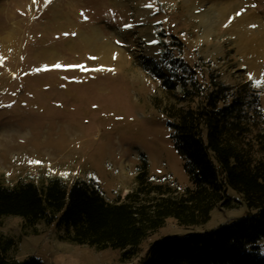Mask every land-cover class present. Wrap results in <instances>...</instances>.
Returning a JSON list of instances; mask_svg holds the SVG:
<instances>
[{"label": "rangeland", "instance_id": "obj_1", "mask_svg": "<svg viewBox=\"0 0 264 264\" xmlns=\"http://www.w3.org/2000/svg\"><path fill=\"white\" fill-rule=\"evenodd\" d=\"M191 1L0 0V183L94 181L114 201L136 186L144 166L155 180L190 186L166 109L194 107L201 92L222 87L232 95L258 91L264 107V83L256 84L264 79V0H234L228 8V0L196 8ZM203 10L217 16L207 35ZM98 32L97 44L85 40ZM229 194L235 208H215L198 226L169 218L130 258L122 249L63 240L54 224L28 227L18 216L4 217L0 233L15 239L10 255L19 259L139 264L155 239L241 217L246 205L234 189ZM259 246L264 255V237Z\"/></svg>", "mask_w": 264, "mask_h": 264}, {"label": "trees", "instance_id": "obj_2", "mask_svg": "<svg viewBox=\"0 0 264 264\" xmlns=\"http://www.w3.org/2000/svg\"><path fill=\"white\" fill-rule=\"evenodd\" d=\"M200 94L194 107L174 105L165 111L190 186L155 180L144 166L136 186L114 201L94 181L68 184L52 177L43 183H0V225L7 216L21 217L28 227L54 224L63 240L122 249L124 258H130L169 218L180 226H198L211 219L215 208H235L239 201L229 194L232 188L246 205L241 217L216 228L155 239L139 264H264L259 246L264 237L261 96L258 91L232 95L224 87ZM15 245L13 237L0 233V264H43L36 256H11Z\"/></svg>", "mask_w": 264, "mask_h": 264}, {"label": "bare ground", "instance_id": "obj_3", "mask_svg": "<svg viewBox=\"0 0 264 264\" xmlns=\"http://www.w3.org/2000/svg\"><path fill=\"white\" fill-rule=\"evenodd\" d=\"M203 1H205V0H192L190 3H189V6L191 7V8H196L197 6H196V4L198 3V2H200V3H202ZM233 1L234 0H228V1H226V7L228 8L230 5H232V3H233ZM224 9V8H223ZM223 9H221V11L223 10ZM217 16H213V15H211L210 13H209V10H203L202 12H201V14H200V22L202 23V25L204 26V31H205V34L207 35V34H209L211 31H212V29H213V25H214V19L216 18ZM99 35H100V32H98V36L97 37H94V39H89V38H85V40L86 41H88V42H93V44H94V40H95V43L97 42L98 43V38H99ZM96 43V44H97ZM97 47H98V45H96ZM101 46V51H104V50H106V51H109L110 49H111V47H109V45H107V46H103V45H99V47ZM13 131L14 132V130L15 131H17V129H14L13 127L12 128H10L8 131Z\"/></svg>", "mask_w": 264, "mask_h": 264}, {"label": "snow or ice", "instance_id": "obj_4", "mask_svg": "<svg viewBox=\"0 0 264 264\" xmlns=\"http://www.w3.org/2000/svg\"><path fill=\"white\" fill-rule=\"evenodd\" d=\"M48 3H51V0H48ZM147 6H148V7H152L151 4H149V5H147ZM238 14H239V13H238ZM85 18H86V17H85ZM125 27H132V25H125ZM65 35H67V33H65ZM73 35H75V34L73 33ZM154 42H155V41H154ZM117 43H119V41H118ZM91 59H97V57H91ZM48 67H49V66L45 65L43 70H48ZM52 67H53V68H61V67H79L81 70H85V66H84V65H62V64H60V63H57V64L53 65ZM96 70L99 71V70H103V69L101 68V69H96ZM37 71H40V69H37ZM262 83H264V79L256 81V84H257V85H260V84H262ZM30 163H33V164H39V163H42V162H41V161H35V160H33V161H30ZM61 175H62V176H68L69 173L65 172V173H61Z\"/></svg>", "mask_w": 264, "mask_h": 264}]
</instances>
